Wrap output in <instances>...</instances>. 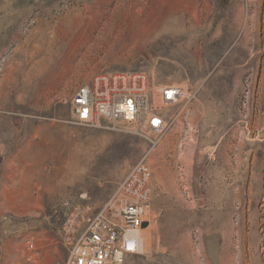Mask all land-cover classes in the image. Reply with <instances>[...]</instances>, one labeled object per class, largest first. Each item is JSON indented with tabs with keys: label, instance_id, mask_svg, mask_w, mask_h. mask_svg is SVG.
I'll return each mask as SVG.
<instances>
[{
	"label": "rangeland",
	"instance_id": "1",
	"mask_svg": "<svg viewBox=\"0 0 264 264\" xmlns=\"http://www.w3.org/2000/svg\"><path fill=\"white\" fill-rule=\"evenodd\" d=\"M114 71L183 88L154 147L71 122L74 90ZM143 157L151 207L126 264H264V0H0L16 192L0 196V264H62L73 206H100Z\"/></svg>",
	"mask_w": 264,
	"mask_h": 264
},
{
	"label": "built area",
	"instance_id": "2",
	"mask_svg": "<svg viewBox=\"0 0 264 264\" xmlns=\"http://www.w3.org/2000/svg\"><path fill=\"white\" fill-rule=\"evenodd\" d=\"M185 92L178 85L156 89L143 71L101 72L77 87L70 100L71 122L137 135L154 147L167 130L166 108ZM146 157L132 165L98 207L73 206L61 227L67 255L62 264H126L139 253L140 230L151 207V170ZM33 248V243H28Z\"/></svg>",
	"mask_w": 264,
	"mask_h": 264
},
{
	"label": "crops",
	"instance_id": "3",
	"mask_svg": "<svg viewBox=\"0 0 264 264\" xmlns=\"http://www.w3.org/2000/svg\"><path fill=\"white\" fill-rule=\"evenodd\" d=\"M13 178L12 175L1 174L0 175V196L12 197L16 196V192L13 191ZM10 211H18V208H10Z\"/></svg>",
	"mask_w": 264,
	"mask_h": 264
}]
</instances>
